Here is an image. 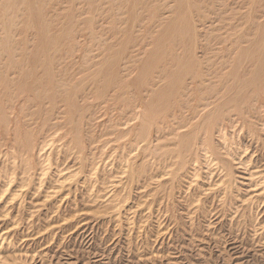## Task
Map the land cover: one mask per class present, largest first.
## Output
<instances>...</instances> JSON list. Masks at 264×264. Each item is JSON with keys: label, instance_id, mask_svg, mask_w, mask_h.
Wrapping results in <instances>:
<instances>
[{"label": "rangeland", "instance_id": "1", "mask_svg": "<svg viewBox=\"0 0 264 264\" xmlns=\"http://www.w3.org/2000/svg\"><path fill=\"white\" fill-rule=\"evenodd\" d=\"M5 1L7 0H0L1 38L6 34L5 23L9 21L5 18L13 13L12 9L1 8ZM28 1L29 12H19L16 25L13 24L12 27L15 42L12 46L0 44V76L14 82L21 79L19 72L8 73L4 69L8 60L7 53L13 48L18 49L14 59L19 60L23 58L20 50L25 47L26 55L29 54L38 42V25H46L50 34L61 37L60 44L50 52L55 57V71L60 69L68 74L70 83L82 82L81 85L87 84L91 87L94 84H91L93 79L90 74L98 67L106 65L96 81L101 82L106 76L114 79L113 75L116 74L123 84L120 89L110 86V82L104 100L99 101L97 96L88 100L94 112L89 129L94 135L100 136L97 143H103L102 153L105 157L99 163L102 167H99L96 179L104 177L111 180L117 175V165L120 160L127 158V143L132 139V134L127 133L114 141L115 135L111 132L116 128L133 131L147 110L146 104L152 99L150 90L160 89L165 84L164 79L159 76L163 70L174 65V57L186 59L192 52L197 60L203 61L204 70L214 72L204 77L217 84L227 78L225 72L229 67L219 68L228 63L226 61L229 60L234 41L240 38L242 47L250 42L264 49V39L259 41V33L256 31L258 26L264 24V0H196L195 5H188L186 8H180L178 0ZM38 6L42 7L40 18L34 17L32 13V9ZM180 14H184L183 26L192 37L193 45H190L192 41L189 38L178 34L168 36L162 50L166 54L163 61L158 67H147L143 71L153 53L157 51V40L172 23L179 21ZM2 17L4 20H1ZM244 33L248 35L242 39ZM218 71L222 73L218 74ZM142 74L146 81H143ZM94 87V92L100 89ZM224 92L225 87L217 85L212 90H205L204 97L209 95L208 103L214 105L221 100L220 96ZM1 95L0 93V97ZM125 100L132 103L123 105ZM256 107L257 118H251L254 134L241 121L235 122L234 128H224L231 152V156L225 157L228 163L235 165L231 169L234 176L238 177L237 180L241 177V169L235 164L238 160L249 167L262 163L264 165V93L258 96ZM153 134L154 131L151 132L152 137ZM216 137L214 135V140L218 143ZM56 143L59 146L62 140ZM119 153L123 154L120 158ZM134 158L137 161L140 159L139 152ZM148 158L151 159L152 155ZM213 165L210 166V171ZM203 170L204 168L200 171L202 175ZM215 179L216 175L211 173L203 179V183ZM184 186L182 183V194ZM132 187L128 186L113 195L123 201L122 208H129L127 215L122 216V221L127 219L134 226H140L139 232L128 231V234L120 231L118 225L104 216L103 204L85 201L86 188L73 190L62 199L61 211L48 218L44 217L46 209L40 210L39 216L37 214L31 220L33 223L29 222V228L12 236L13 241L8 246L10 248H3L0 254L15 250L17 252L14 255L17 257L12 260L14 257L11 254L3 256L0 264H264L263 252L258 251L259 247L252 244L253 240L250 238L254 221L264 223L263 203V208L260 206L247 210L252 213L253 222L237 219L242 212L238 202L245 190L244 186H233L238 193L233 194V201L228 208H238L232 219L227 206L217 205V198L213 201H202V196L197 193L201 189L200 185L189 189L184 198L173 197L174 202H170L172 199L168 201L169 198L165 195L159 196L160 201L154 202L152 194L146 191L142 193L141 189L133 190ZM95 189L94 185L93 190ZM190 196L196 199L200 197L199 208L202 206L203 212L194 206V213L190 212V206L184 201ZM142 201L146 208L154 211L151 217L149 213H144L145 217L132 214L134 206ZM187 211L190 212V217H194L192 223L184 217ZM157 214L160 215L158 222ZM230 219L231 223L228 222ZM7 223H0V226L4 227ZM157 223H160L159 228ZM48 224L55 225L54 232L51 234L53 230L41 231L36 237L34 233ZM20 235L24 240L17 242ZM31 254L34 257L29 260Z\"/></svg>", "mask_w": 264, "mask_h": 264}, {"label": "bare ground", "instance_id": "2", "mask_svg": "<svg viewBox=\"0 0 264 264\" xmlns=\"http://www.w3.org/2000/svg\"><path fill=\"white\" fill-rule=\"evenodd\" d=\"M40 1L43 0H38ZM178 2L180 8H186L188 5H195L196 0ZM3 4L1 8L12 9L13 13L5 18L9 21L5 23L6 34L3 38L0 36V44L12 46L15 42L13 24L16 23L19 12H29L30 5L28 0H7ZM41 10V6L33 8L34 17L40 18ZM183 15L180 14L179 21L172 23L159 37L157 51L153 53L143 71L147 67L156 68L163 61L166 54L162 50L168 36L178 34L193 40L183 26ZM2 19L4 20L3 17ZM257 29L260 41L264 39V24ZM36 32L38 42L29 54L26 55V48L23 47L20 50L23 58L19 60L14 59L18 49L13 48L7 56L5 55L8 60L4 69L8 73L19 72L21 79L14 82L0 76V223L8 222L4 227L0 226V253L3 248H10L8 246L13 241V235L29 228V222L33 223L31 220L35 215L39 216L40 210L46 209L44 217L55 215L60 210L66 194L83 188H86L85 201L103 204L104 216L118 225L120 231L137 233L141 228L134 226L127 219L122 221V216L127 215L129 208H122L123 201L113 195L128 186H133V190L141 189L142 193L149 192L153 201L158 202L159 196L164 195L169 198L168 201L173 197L184 198L189 189L200 185L201 189H198L197 193L202 196V201H213L217 198V205L227 206L232 219L237 214L238 207L229 210L228 206L233 201V194L238 193L233 186L239 184L244 186L245 190L238 202L242 212L237 219L253 222L252 213L247 210L258 208L262 203L264 206V165L262 163L249 167L238 160L235 164L241 169L239 182L240 179L237 180L238 177L234 176L231 169L234 164L226 161L225 155L231 156V152L225 139L224 128H234L235 122L241 121L242 124H247L250 132L254 134L251 118H257L256 103L258 96L264 93L263 47L250 42L242 47L240 38L234 41L231 55L226 61L228 63L219 68L229 67L225 72L227 78L217 84L204 77L214 72L204 70L205 64L202 60H197L192 52L186 59L174 57V65L168 70H163L159 76L164 79L165 84L160 89L150 90L152 99L147 101V110L137 126L135 125L136 128L134 126L133 131L114 128L115 131L111 132H114V141L127 133L132 134V139L127 143V158L120 160L117 165V175L107 180L104 177L95 178L99 167H102L99 163H102L105 157L102 153L103 143H97L100 136L94 135L89 129L94 112L88 100L93 96L100 98L99 101L104 100L110 82V86L120 89L123 84L116 74L113 75L114 79L104 76L101 82L96 81V77L101 75L106 65L98 67L90 74L93 86L81 85L82 82L70 83L68 74L60 69L55 71V57L50 52L60 44L61 37L50 34L46 25H38ZM246 35L248 34L244 33L242 39ZM193 43L192 41L190 45ZM221 73L218 71V74ZM142 76L143 81H146L144 74ZM29 79L30 82H27ZM217 85L225 87V92L220 96L221 100L213 105L208 103L210 97H204V93ZM94 86L100 89L94 92ZM126 103L132 102L125 100L123 105ZM214 135L217 136L218 143H215ZM58 140H62V143L56 146ZM116 147L118 148V145ZM137 152L140 155L139 162L134 158ZM122 155L119 153L118 157ZM150 155L151 159L148 158ZM69 163L72 165H67ZM212 164L213 169L210 171ZM202 168L203 175L200 174ZM211 173L216 175V179L203 183V179ZM182 183L185 185L183 194L180 193ZM190 197L184 201L190 206V212L194 213L192 208H199L200 197ZM170 202H174V199ZM119 209L122 211L119 212ZM201 210L202 206L198 211ZM190 212L187 211L184 217L192 223L194 217H190ZM144 213H149L151 217L154 211L146 208L143 201L137 203L132 214L145 217ZM159 219L160 215L157 214V222ZM263 224L262 221H254L255 226L250 230L252 244L255 243L262 254ZM157 225L159 228L160 223ZM54 228L55 225L48 224L34 234L38 237L41 231L53 230L52 234ZM23 240V236H18L17 242ZM16 252L11 250L0 254V262L4 259L3 256L8 254L14 257L12 260L16 259ZM34 254L28 259H32Z\"/></svg>", "mask_w": 264, "mask_h": 264}]
</instances>
